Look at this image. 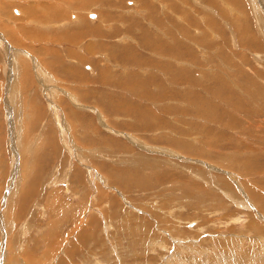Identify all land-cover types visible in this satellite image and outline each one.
Returning a JSON list of instances; mask_svg holds the SVG:
<instances>
[{
    "label": "rangeland",
    "instance_id": "rangeland-1",
    "mask_svg": "<svg viewBox=\"0 0 264 264\" xmlns=\"http://www.w3.org/2000/svg\"><path fill=\"white\" fill-rule=\"evenodd\" d=\"M255 1L0 0V264H264Z\"/></svg>",
    "mask_w": 264,
    "mask_h": 264
},
{
    "label": "crops",
    "instance_id": "crops-1",
    "mask_svg": "<svg viewBox=\"0 0 264 264\" xmlns=\"http://www.w3.org/2000/svg\"><path fill=\"white\" fill-rule=\"evenodd\" d=\"M74 3H76L75 4V7H77L78 6V4H79V2L78 1H76V2H74ZM118 12V11H117ZM126 13L128 12V10L127 11H125ZM122 14H123V11H122ZM122 14H120L119 12H118V16H110V15H108L107 13H105V14H103L102 12H101V17H100V20H99V25H104V24H106V23H109V24H117V23H119V22H124L125 23V21L124 20H122L121 19V15ZM95 15V17H97L96 16V13L94 14ZM90 16V15H89ZM91 17V16H90ZM69 18V17H68ZM66 19V21L67 22H69L70 21V19ZM129 18V17H128ZM130 19V18H129ZM77 20V19H76ZM132 21V20H131ZM95 29V28H94ZM96 30V29H95ZM95 30H92L93 31V33H94V37H96L95 35H96V31ZM68 41L69 40H75V41H77L79 38H81V37H79V36H68V35H65L64 36ZM145 41H146V36L143 38ZM159 39H160V37H159ZM70 42V41H69ZM111 44V43H110ZM114 45V44H113ZM113 45H111V46H113ZM121 47H123V48H125L123 45H121ZM118 50H119V47H118V49L116 50V54L118 55ZM138 52V51H137ZM138 54V53H137ZM137 54H136V56H137ZM146 54H149V53H146ZM168 53H164V55H167ZM67 55L69 56V58H76V56L75 55H73V54H71V53H67ZM139 57H142L143 59H145L144 61H146V59H148L149 57H150V54L149 55H142V56H139ZM117 60H118V58H117ZM150 59H148L147 60V62L149 61ZM19 74V73H18ZM36 74V73H35ZM26 75H28V74H26ZM17 76H19V75H17ZM17 76H14V77H12V83L13 82H15L16 81V79H17ZM40 77H42L43 79H41V81L43 82V83H45V84H49V75H46V74H42V75H40ZM29 78V77H28ZM30 79V78H29ZM36 81H38V77H37V74H36ZM47 99H49V96H47ZM74 100V99H73ZM76 102V101H75ZM77 103V102H76ZM21 103H18V105H20ZM53 107L51 106V109H52ZM228 120H226V122H227ZM228 123V122H227ZM33 148V145H32V147H31V149ZM14 157H16V156H14Z\"/></svg>",
    "mask_w": 264,
    "mask_h": 264
},
{
    "label": "bare ground",
    "instance_id": "bare-ground-1",
    "mask_svg": "<svg viewBox=\"0 0 264 264\" xmlns=\"http://www.w3.org/2000/svg\"><path fill=\"white\" fill-rule=\"evenodd\" d=\"M241 2H242V1H241ZM254 3H255V7H254L255 9L260 10V11H261V10H262V11L264 10V5H263L262 3H260V2H256V1H255ZM258 3H259L260 8L258 7ZM240 12H241V11H240ZM263 12H264V11H263ZM242 14H243V13H242ZM260 14H261V13H260ZM89 15H90L92 18L95 17V15H94V14H91V13H90ZM261 15H262V14H261ZM257 16H259V15H257ZM262 17H263V16H261V19H262ZM259 18H260V17H259ZM68 19H70V17H69ZM255 19H256V18H255ZM263 19H264V17H263ZM260 22H262V21L260 20L259 23H260ZM263 23H264V22H263ZM260 25H262V24H260ZM263 25H264V24H263ZM240 37H241V36H240ZM11 77H12V76H11Z\"/></svg>",
    "mask_w": 264,
    "mask_h": 264
}]
</instances>
